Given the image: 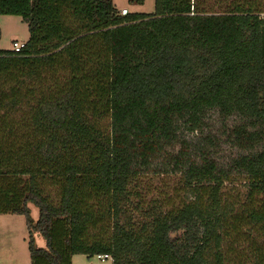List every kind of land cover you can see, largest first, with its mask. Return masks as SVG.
<instances>
[{
    "label": "trees",
    "instance_id": "trees-1",
    "mask_svg": "<svg viewBox=\"0 0 264 264\" xmlns=\"http://www.w3.org/2000/svg\"><path fill=\"white\" fill-rule=\"evenodd\" d=\"M1 15L30 32L20 52L0 50V214L25 217L31 264H225L231 234L264 241L261 0H155L127 16L114 0H0ZM210 111L247 120L232 162L246 199L233 205L230 174L204 157L145 201L139 164Z\"/></svg>",
    "mask_w": 264,
    "mask_h": 264
},
{
    "label": "rangeland",
    "instance_id": "rangeland-1",
    "mask_svg": "<svg viewBox=\"0 0 264 264\" xmlns=\"http://www.w3.org/2000/svg\"><path fill=\"white\" fill-rule=\"evenodd\" d=\"M264 3V0H261ZM120 14L127 9L129 14L155 12V0H145L143 5L133 4L130 0H114ZM264 17V15L262 16ZM0 50L12 51L15 41L29 40V26L21 17L0 16ZM247 120L242 115L225 116L218 111H210L202 117L198 130L191 131L187 118L180 119L174 125L170 138L149 151L146 165L139 164V180L145 188L144 200L150 202L159 191L172 194L186 168L199 164L202 159L212 158L221 170L230 174L231 180L225 183L224 193L233 205L242 203L249 187L233 169V160L244 150L236 140L237 126ZM47 184L49 192L57 199V187ZM165 194L166 196H168ZM170 194V195H171ZM57 202V200H56ZM136 202L133 204L135 205ZM239 214L242 210L235 207ZM133 217H143L135 213ZM135 218V219H136ZM233 223V220H230ZM228 224V223H227ZM231 226V225H229ZM228 229V228H227ZM232 233V229H228ZM232 235V234H231ZM229 236L222 246L225 264H259L258 256L264 255V241L254 240L250 236L239 238L237 233ZM26 219L22 215L0 214V264H31L28 245ZM73 264H113V260H98L86 255L73 257Z\"/></svg>",
    "mask_w": 264,
    "mask_h": 264
},
{
    "label": "built area",
    "instance_id": "built-area-1",
    "mask_svg": "<svg viewBox=\"0 0 264 264\" xmlns=\"http://www.w3.org/2000/svg\"><path fill=\"white\" fill-rule=\"evenodd\" d=\"M128 14H129V11L127 9L122 10L123 16H127ZM25 45H26V42L15 41L13 44V51L20 52L22 49H24ZM97 259L101 260L103 262L106 260H109V259L113 260V258L110 255H99V256H97Z\"/></svg>",
    "mask_w": 264,
    "mask_h": 264
},
{
    "label": "water",
    "instance_id": "water-1",
    "mask_svg": "<svg viewBox=\"0 0 264 264\" xmlns=\"http://www.w3.org/2000/svg\"><path fill=\"white\" fill-rule=\"evenodd\" d=\"M33 207H35V206L29 204V208L32 211V217L34 218L35 221H38L39 217L37 216V213L39 214V209L36 207L35 208H33ZM35 212H37V213L35 214Z\"/></svg>",
    "mask_w": 264,
    "mask_h": 264
},
{
    "label": "crops",
    "instance_id": "crops-1",
    "mask_svg": "<svg viewBox=\"0 0 264 264\" xmlns=\"http://www.w3.org/2000/svg\"><path fill=\"white\" fill-rule=\"evenodd\" d=\"M33 208H35V207H33ZM37 212H35V214H36ZM37 216L39 217V214L37 213ZM31 260V259H30Z\"/></svg>",
    "mask_w": 264,
    "mask_h": 264
}]
</instances>
